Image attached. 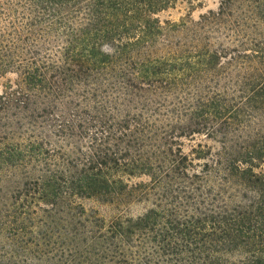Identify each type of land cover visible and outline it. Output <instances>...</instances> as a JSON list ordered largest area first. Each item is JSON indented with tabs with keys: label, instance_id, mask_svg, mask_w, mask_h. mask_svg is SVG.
<instances>
[{
	"label": "trees",
	"instance_id": "trees-1",
	"mask_svg": "<svg viewBox=\"0 0 264 264\" xmlns=\"http://www.w3.org/2000/svg\"><path fill=\"white\" fill-rule=\"evenodd\" d=\"M180 1L0 0V264H264V0Z\"/></svg>",
	"mask_w": 264,
	"mask_h": 264
},
{
	"label": "rangeland",
	"instance_id": "rangeland-1",
	"mask_svg": "<svg viewBox=\"0 0 264 264\" xmlns=\"http://www.w3.org/2000/svg\"><path fill=\"white\" fill-rule=\"evenodd\" d=\"M204 3L205 4L203 8H199L195 6L192 9L186 2L180 1L173 8L163 12L159 17L162 21L179 22L182 18H185L188 14H191L194 20H199L201 14H205L209 10H217L219 0H204ZM8 78L13 79L14 76H9ZM4 81L5 80H2L0 82V95L3 92L2 84ZM199 143L210 146L212 149H214V151L218 150L219 148L218 144L206 139L205 137H195L194 140H187V139L183 140L184 152L189 153L191 151V148L193 146H197ZM258 171L264 174V164L261 165ZM13 181H14L13 178H6V177L3 178L1 189L3 190L4 194H9V192L13 190L15 186ZM135 181L137 182L139 180H134V182ZM83 202L88 208L95 207L102 209L100 206H98L92 201H83ZM142 211H143L142 205L141 206L135 205L131 209V215H138Z\"/></svg>",
	"mask_w": 264,
	"mask_h": 264
}]
</instances>
